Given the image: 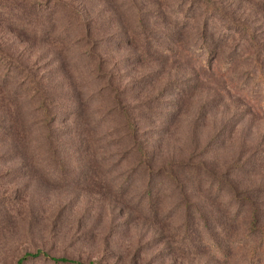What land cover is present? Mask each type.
<instances>
[{"label": "rangeland", "instance_id": "obj_1", "mask_svg": "<svg viewBox=\"0 0 264 264\" xmlns=\"http://www.w3.org/2000/svg\"><path fill=\"white\" fill-rule=\"evenodd\" d=\"M23 1L0 0V125L12 119L0 133V264L37 248L94 264L247 260L249 216L225 220L231 193L204 185L264 190V0ZM34 9L54 10L51 33L8 20ZM36 89L53 103L51 131ZM170 159L201 161L207 181L169 184ZM214 217L231 244L210 243Z\"/></svg>", "mask_w": 264, "mask_h": 264}, {"label": "trees", "instance_id": "obj_2", "mask_svg": "<svg viewBox=\"0 0 264 264\" xmlns=\"http://www.w3.org/2000/svg\"><path fill=\"white\" fill-rule=\"evenodd\" d=\"M22 3H25L23 0H21ZM29 2V1H28ZM58 2V1H57ZM20 3V2H19ZM18 3V4H19ZM29 3H32V6H35L34 1H30ZM52 6V5H47ZM50 9V7H49ZM47 8V10H49ZM34 12L32 13L31 17H28L26 15L18 14L14 19H8L9 22L16 24L18 23L23 27L24 29L28 28L29 33L33 34L34 36H37L38 34L42 35V31L51 33L54 25V17L51 15L54 10H51L48 13L47 19H40L38 17L40 13L34 9ZM16 22V23H15ZM67 24V23H66ZM67 28V27H66ZM60 31H64L65 29H59ZM67 32V30H66ZM3 55L0 53V62L6 63L4 59H2ZM12 65H17L13 62L9 63V68H12ZM9 71V70H8ZM6 71V73L8 72ZM5 72V71H4ZM4 76H0L3 78ZM32 81L29 80V82ZM3 83V82H2ZM0 83V99L5 97V87ZM37 88V87H35ZM37 90V89H36ZM38 91V90H37ZM34 94V93H33ZM45 94V93H44ZM38 91V98L35 97L34 101L37 102L40 110H41V124L47 128L48 131H51V124L53 123V120L55 119V111H52L50 105L53 104L50 101H47L40 96ZM17 95H14L12 97V100L15 101L17 99ZM73 98V97H72ZM74 105H77L78 102L74 98L73 99ZM7 108L9 106L7 105ZM74 111H72V117H76L74 114ZM81 118H71V122L75 123L76 121L80 120ZM12 122V119L10 117L7 118V124L0 125V133L4 132L10 133V129L12 126H10V123ZM9 124V126H8ZM12 124V123H11ZM128 129L132 131L134 128L132 123H127ZM140 146H137V149L139 153H143L142 150H140ZM146 152V150H145ZM167 165L165 167H161L162 173L165 176V180L169 184H174V186H181L182 181H180V174H182V177L184 179V176H188L191 180V183L194 185L202 186L205 181H207V176L209 175L208 169L205 167V165L201 161H195V162H188L184 160H174L170 159V161L166 162ZM147 169V173H151V177L156 175V172H152L153 169H150L145 166ZM230 174H233L232 172ZM162 180V179H160ZM158 182H161V181ZM225 180H227L225 177L221 178V176L215 177L212 181L209 180L208 183L204 185V190L207 193V195H210L214 199H220L227 193H231L229 203L226 207V209L223 210L224 212V219L225 220H237V216L242 215L245 213L247 216H249V219L247 220V234L252 236V242L248 243L246 249H247V260L244 261L241 260L238 264H255L257 262V258H259L261 253H264V222H259L260 214H261V203H264V190H261V186L256 187V190H261V198H259L257 193L248 191L247 187H244L240 190H234L230 191L226 187L227 184H225ZM157 183V181H156ZM152 179H149L147 183L145 184V192L146 196L149 193V188H152L156 184ZM247 188V189H246ZM240 194V195H237ZM226 200V199H225ZM234 204L233 208H230L231 205ZM191 206L195 208V203H191ZM198 210H200L198 208ZM206 212V211H205ZM209 217H212V212H207ZM210 214V215H209ZM225 220H220L216 217H214L212 220L206 219L204 222V227L207 229L209 236H210V243L211 244H221L223 246L231 244V241L234 239H231L230 234L231 232L226 229L224 223ZM239 241V240H238ZM45 258L47 260H50L52 262L58 263V264H94V262H82L80 260L74 259V258H68L64 256H54L49 255L45 250L42 249H35L33 251H27L22 253L20 256L17 257L16 263L17 264H23V261H25L28 258Z\"/></svg>", "mask_w": 264, "mask_h": 264}]
</instances>
